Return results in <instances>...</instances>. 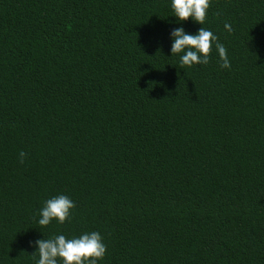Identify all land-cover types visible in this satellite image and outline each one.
Listing matches in <instances>:
<instances>
[{"label": "trees", "instance_id": "16d2710c", "mask_svg": "<svg viewBox=\"0 0 264 264\" xmlns=\"http://www.w3.org/2000/svg\"><path fill=\"white\" fill-rule=\"evenodd\" d=\"M172 15L171 0H0V264L92 231L101 264H264V0H212L203 27L230 69L215 50L172 58L173 28L202 27ZM61 194L71 220L41 228Z\"/></svg>", "mask_w": 264, "mask_h": 264}, {"label": "clouds", "instance_id": "9594fccd", "mask_svg": "<svg viewBox=\"0 0 264 264\" xmlns=\"http://www.w3.org/2000/svg\"><path fill=\"white\" fill-rule=\"evenodd\" d=\"M211 3L212 0H171V17L175 18L177 25L191 20L202 26L196 34L186 32L183 26L174 27L170 33L171 56H179L182 67L208 64L215 50L222 61L221 68H231L225 46L211 30L203 27ZM224 27L231 32L230 24L226 23ZM74 208L75 202L69 196L61 194L52 197L45 201L36 222L41 228H47L53 221L64 224L71 220ZM41 234L45 237L42 232ZM31 246L35 248V253L30 255L35 259V264H101L108 251L102 235L97 231L71 237L64 234L53 235L37 239Z\"/></svg>", "mask_w": 264, "mask_h": 264}]
</instances>
